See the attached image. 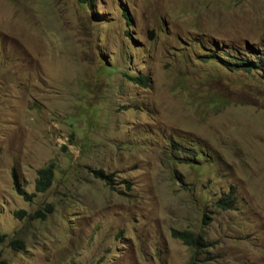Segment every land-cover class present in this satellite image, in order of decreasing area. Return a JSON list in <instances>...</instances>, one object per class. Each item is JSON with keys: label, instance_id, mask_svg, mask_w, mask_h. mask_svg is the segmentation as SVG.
Wrapping results in <instances>:
<instances>
[{"label": "rangeland", "instance_id": "obj_1", "mask_svg": "<svg viewBox=\"0 0 264 264\" xmlns=\"http://www.w3.org/2000/svg\"><path fill=\"white\" fill-rule=\"evenodd\" d=\"M258 54L264 0H0V260L264 264V77L222 62Z\"/></svg>", "mask_w": 264, "mask_h": 264}, {"label": "trees", "instance_id": "obj_2", "mask_svg": "<svg viewBox=\"0 0 264 264\" xmlns=\"http://www.w3.org/2000/svg\"><path fill=\"white\" fill-rule=\"evenodd\" d=\"M81 3H91L92 0H78ZM214 55H207V58H212ZM258 61H250L248 59H243L239 58L237 56H233V62H232V67H230V63L227 61L225 62L226 67L233 68V69H239V70H244V71H250L252 68H256V70L264 77V58L258 54L257 56ZM125 77L132 81L135 84H139L141 86H146L148 77L146 75H131L128 73L124 74ZM37 177L35 180V191L36 192H44L46 189L49 188V186L52 183L53 180V174H54V164L51 162L48 165L41 167L37 171ZM94 176L97 179H100L102 181H105L106 183L110 184L112 183V175L111 174H106L102 169H94L92 170ZM127 182V181H124ZM17 189L18 194L23 196V198L26 201H31L32 198L35 196V191L34 192H27L25 189L20 188L19 186H15ZM231 204V200L227 197H221L217 202L216 206L218 208L224 209V208H229ZM17 217H21L23 214H25V211L19 210L17 212H14ZM38 216H45L42 211L37 210L34 215H30L32 218H37ZM206 216V215H204ZM206 223V221H203ZM170 234L173 238L181 240L185 245L189 246L190 248H194L196 250H206L208 248V244L205 237L203 236L202 233H194L193 231L189 229H176L172 228L170 230ZM10 245L13 247V249L17 250H24L25 244L23 240L19 238H13L10 241ZM0 264H4V261L0 260ZM190 264H195V259L192 258L190 261Z\"/></svg>", "mask_w": 264, "mask_h": 264}, {"label": "water", "instance_id": "obj_3", "mask_svg": "<svg viewBox=\"0 0 264 264\" xmlns=\"http://www.w3.org/2000/svg\"><path fill=\"white\" fill-rule=\"evenodd\" d=\"M154 30L153 29H149L147 30V38L150 40L154 37Z\"/></svg>", "mask_w": 264, "mask_h": 264}, {"label": "clouds", "instance_id": "obj_4", "mask_svg": "<svg viewBox=\"0 0 264 264\" xmlns=\"http://www.w3.org/2000/svg\"><path fill=\"white\" fill-rule=\"evenodd\" d=\"M35 193H36V191H35Z\"/></svg>", "mask_w": 264, "mask_h": 264}]
</instances>
